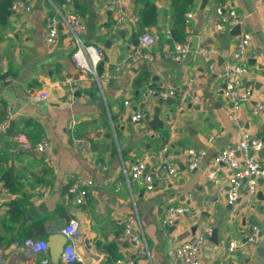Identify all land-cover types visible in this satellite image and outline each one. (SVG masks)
I'll return each instance as SVG.
<instances>
[{
    "label": "crops",
    "instance_id": "crops-1",
    "mask_svg": "<svg viewBox=\"0 0 264 264\" xmlns=\"http://www.w3.org/2000/svg\"><path fill=\"white\" fill-rule=\"evenodd\" d=\"M62 1L34 0L30 12L9 14L6 25L0 28V102L5 105L7 119L5 129L0 130V177L7 171L13 187V191H0V237L4 241L0 264H40L43 254L29 255L25 238L48 242L54 231L61 234L70 219L79 224L73 241L82 257L79 264H127L126 254L138 247L143 252L136 264H173L167 249L196 234L208 217L216 229V242L205 238L199 264H264V180H257L253 195L243 192L229 203V169L212 161L224 146L238 151L242 129L258 135L264 148V110L252 113L253 103L264 100V0H194L185 29L190 50L181 62L164 54L174 47L167 33L170 0H153L156 23L145 30L156 38L150 48L153 59H141L120 70L115 68L117 61L136 46L139 34L133 36L136 25L128 16L135 15L140 3L121 0L124 19L116 34L108 36L100 28L108 27L115 15L103 9V0H72L73 12L84 19L81 40L103 50L102 70L95 78L71 62L76 39L65 24L60 23L55 43L45 41V18ZM217 5L235 8L243 17L241 31L251 36L244 57L248 72L242 78L248 99L240 102L236 120L222 95L220 73L224 62L232 58L239 33L233 26L215 30L207 23V15ZM194 38L196 48L213 49L211 70L204 56L192 48ZM63 78L82 79L73 95L68 96L58 85ZM147 86L188 87L205 101L177 107L172 99L153 97L146 103L152 109L149 119L135 122L131 119L135 105L130 103L138 101ZM27 89L44 91L47 97L33 98ZM125 100L130 103L124 104ZM155 107L159 109V124L152 128L148 122ZM19 133L32 142L47 137L52 145L50 162L22 149L16 140ZM75 137L88 139L89 146L73 145ZM162 145H167L168 156L177 167L176 177L165 178L154 190H146L143 177L136 181L126 178L125 170L135 155ZM189 149L204 151L194 169L188 167ZM255 157L264 166V154L258 151ZM205 171L213 173L219 184L207 180ZM74 180H91L83 204H76L68 191ZM118 182L121 185L116 189ZM14 198L24 209L19 220L10 221L6 215ZM206 200L209 204L198 217L187 214L170 226L161 225V206L194 208ZM128 216L134 217L139 235L136 242L122 236ZM253 230L257 231L256 240L243 242ZM231 239L239 241L233 254L227 248ZM105 245H110V254ZM57 264L73 263L58 257Z\"/></svg>",
    "mask_w": 264,
    "mask_h": 264
},
{
    "label": "built area",
    "instance_id": "built-area-1",
    "mask_svg": "<svg viewBox=\"0 0 264 264\" xmlns=\"http://www.w3.org/2000/svg\"><path fill=\"white\" fill-rule=\"evenodd\" d=\"M34 0H12L10 5V15L14 16L24 12H30ZM73 1L63 0L60 5L51 14L45 18V41L53 44L56 41L60 23L65 24L72 31L76 46L70 53V59L73 65L80 71L88 73L92 78L97 77V65L102 60L103 50L99 45L85 44L80 38V34L85 33V24L82 16L76 14L72 10ZM103 9H109L114 13V21L108 27H101L100 31L108 36L115 35L122 23L125 12L121 0H103L101 3ZM191 13H186V19ZM128 18L135 25L137 21L136 15H129ZM243 17L233 7H224L217 5L212 12L207 15V23L215 30H224L227 27L240 25ZM169 34V31H167ZM156 38L147 32H142L137 37L136 46L124 52L123 56L117 61L116 70L128 69L132 64L141 59L151 60L153 55L150 48L155 44ZM251 42V36L247 32H240L232 51V58L225 61L222 65L220 75L223 78L224 87L222 91L223 97L228 101L232 110L231 117L236 120V111L241 101L248 99V89L242 87V78L248 72L244 64V57L247 53ZM190 50L189 42L186 40L181 44H174L170 51H166L165 56L174 62H181L185 59ZM195 52L204 56L207 61V68H213V61L210 59L212 48L200 47L195 48ZM82 82L81 78L60 79L58 85L63 87L68 96L73 95ZM27 93L37 99H45L47 93L44 91H35L27 89ZM156 97L161 100L172 99L177 107H181L187 103H201L205 98L195 93L191 88H157L147 86L141 93L138 101L130 103L125 100L124 104H134L135 110L131 115V119L135 122L145 121L152 114V109L146 107V103L151 98ZM264 110V100L255 101L252 105V113L258 114ZM7 125V119L0 124V130H4ZM212 137H209L211 140ZM16 140L20 147L24 150H30L39 155L44 162H50L52 152L51 141L47 137H42L36 142H32L24 133L16 135ZM75 146H89V140L83 137H75L73 139ZM262 145L261 138L256 134H250L246 130H241L240 139L237 143L238 151L233 150L230 146H224L219 149L213 156L212 161L224 164L229 169V177L227 181L226 198L229 203L233 202L241 193L253 195L257 189V180H264V166H261L255 153L259 151ZM169 149L167 145H162L154 151L144 150L135 155L125 170V176L130 181H136L143 177L146 190H154L163 185L165 178H174L177 176V167L168 156ZM188 153L191 157L189 169L198 166L199 161L204 155L202 150L189 149ZM207 180L213 184H219V180L213 176L211 172H204ZM91 180L84 183L74 180L70 183L68 191L76 204H83L88 195V186ZM121 183L118 182L116 189H119ZM5 187L0 181V191H5ZM1 203V202H0ZM209 202L206 200L202 205L190 208L183 204H169L161 206L160 223L162 226H170L180 216L192 214L196 217L202 214ZM79 230V224L76 220L70 219L61 229V234L65 237V245L59 255L61 261L65 263L82 262V257L77 252L73 241L75 240ZM212 231V218H205L196 234L188 240L179 244L170 246L167 249V256L173 264H199V251L205 238ZM122 236L131 242L139 240V235L134 227V217L128 216L124 222ZM257 238V231L253 230L250 234L245 235L246 241L253 242ZM29 255L42 253L40 264H48L50 259L45 241L36 242L32 239L24 241ZM239 245L237 239H231L228 242V250L234 251ZM141 247L129 252L125 256L127 264H136V258L142 254Z\"/></svg>",
    "mask_w": 264,
    "mask_h": 264
},
{
    "label": "trees",
    "instance_id": "trees-1",
    "mask_svg": "<svg viewBox=\"0 0 264 264\" xmlns=\"http://www.w3.org/2000/svg\"><path fill=\"white\" fill-rule=\"evenodd\" d=\"M12 0H0V28L4 27L7 23V19L10 14V5ZM135 2L140 3V6L136 9L135 15L137 16L136 29L133 33L135 37L137 34L145 32L146 28L154 25L156 23L157 17V6L153 0H135ZM194 0H170L169 5V39L168 41L173 44H181L186 41V13L189 12L193 5ZM137 43V40L135 39ZM102 63L99 62L97 65V72L102 70ZM1 103V102H0ZM0 110V122L5 119V105L1 103ZM0 181L3 186L9 191H13L11 176L5 171L1 177ZM22 203L14 198L9 201V208L7 211L6 219L10 221L19 220L23 214ZM30 239V238H28ZM25 240H27L25 238ZM33 240V239H32ZM4 244V241L0 237V246ZM110 245H105L104 249L110 254ZM73 264H79L78 262H73Z\"/></svg>",
    "mask_w": 264,
    "mask_h": 264
},
{
    "label": "water",
    "instance_id": "water-1",
    "mask_svg": "<svg viewBox=\"0 0 264 264\" xmlns=\"http://www.w3.org/2000/svg\"><path fill=\"white\" fill-rule=\"evenodd\" d=\"M235 33L241 32V26L240 25H234L232 27ZM196 38L193 39L192 48H196ZM159 109L157 107L154 108V113L149 120V125L153 128L156 125L159 124ZM260 154H264V148H261ZM254 226L256 225V221H253L252 223ZM208 238L214 240L216 242V229H212L211 234L207 236ZM246 239H243V242H245ZM47 248L49 249V256L50 261L48 264H57L58 257L65 245V237L61 234H59L57 231H54L49 237L48 242H46ZM230 254H233L231 251ZM237 254V253H236Z\"/></svg>",
    "mask_w": 264,
    "mask_h": 264
}]
</instances>
